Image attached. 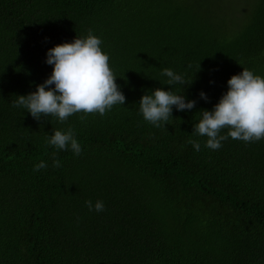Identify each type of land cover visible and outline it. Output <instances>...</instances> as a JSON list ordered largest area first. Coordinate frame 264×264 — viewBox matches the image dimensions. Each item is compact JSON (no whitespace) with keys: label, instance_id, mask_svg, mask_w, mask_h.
Instances as JSON below:
<instances>
[{"label":"trees","instance_id":"1","mask_svg":"<svg viewBox=\"0 0 264 264\" xmlns=\"http://www.w3.org/2000/svg\"><path fill=\"white\" fill-rule=\"evenodd\" d=\"M90 29L125 104L64 123L12 107ZM243 68L264 77V0H0V264H264V139L212 150L193 132ZM158 88L195 107L153 126L139 102ZM69 127L79 156L47 143Z\"/></svg>","mask_w":264,"mask_h":264},{"label":"clouds","instance_id":"2","mask_svg":"<svg viewBox=\"0 0 264 264\" xmlns=\"http://www.w3.org/2000/svg\"><path fill=\"white\" fill-rule=\"evenodd\" d=\"M102 40L90 29L84 38H75L71 43H62L49 49L46 63L53 66L52 73L36 91L26 96H18L12 107H23L37 121L47 116L64 123L77 113H84L83 121L88 114L103 116L113 106L124 105L126 98L117 78L109 65V56L101 48ZM162 75L167 77L168 86L183 84L184 76L165 68ZM228 90L222 95L212 111H201L202 118L193 128L194 134L206 137V147L218 150L222 142L229 139L245 143L258 142L264 139V77L243 68L238 75L228 81ZM54 86V87H52ZM201 99L207 101L205 93ZM196 101H187L184 95L174 94L161 88L151 94L142 96L139 109L145 121L159 128L172 117L173 107L177 111L192 110ZM228 129L226 134H221ZM47 143L58 150H68L79 156L82 148L74 130H54ZM196 151L200 143L189 140ZM52 166H61L56 154L52 157ZM45 161L34 166V171L47 168ZM89 211L105 210L103 201H85Z\"/></svg>","mask_w":264,"mask_h":264}]
</instances>
